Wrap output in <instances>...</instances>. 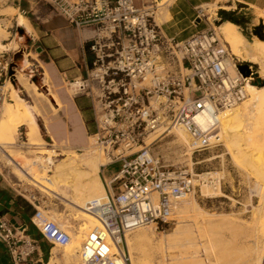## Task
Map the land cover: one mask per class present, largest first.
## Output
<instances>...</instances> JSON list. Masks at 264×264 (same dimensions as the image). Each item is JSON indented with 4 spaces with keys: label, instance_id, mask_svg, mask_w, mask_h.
<instances>
[{
    "label": "built area",
    "instance_id": "built-area-1",
    "mask_svg": "<svg viewBox=\"0 0 264 264\" xmlns=\"http://www.w3.org/2000/svg\"><path fill=\"white\" fill-rule=\"evenodd\" d=\"M47 1L72 27L94 31L90 66L84 76L70 82L74 95L91 100L92 145L106 157L99 165L104 197L88 200L83 209L96 224L82 234L79 264H131L126 233L143 226L163 231L176 221L179 200L203 183L218 192L212 196L226 197L220 189L221 177L209 173L204 180L202 174L168 163L151 147L173 126L187 133L191 151L218 145L220 116L244 99L251 72L242 75L231 58L236 73L228 72L226 47L214 29L218 18L209 21L207 7L195 9L206 27L174 41L160 33L150 4ZM2 87L0 103L6 95ZM160 128L162 132L147 142ZM115 162L118 169L105 176L103 168ZM27 198L33 206L30 223L41 239L50 247L63 248L69 234L44 215L34 194ZM0 242L11 264H40L33 258L37 241L24 225L4 214H0Z\"/></svg>",
    "mask_w": 264,
    "mask_h": 264
},
{
    "label": "rangeland",
    "instance_id": "rangeland-1",
    "mask_svg": "<svg viewBox=\"0 0 264 264\" xmlns=\"http://www.w3.org/2000/svg\"><path fill=\"white\" fill-rule=\"evenodd\" d=\"M169 1L170 0H153L152 4L154 9L151 10H153L152 17L155 16L156 22L159 21ZM14 3L15 0H0V29L4 32L3 34L6 35H4V38L2 37L0 42L9 45L11 48L9 51H0V86L3 85L2 89L6 93L3 102H11V98L9 97L10 92L8 89H5L7 84H11L14 86L17 96L21 99L23 108L27 109L30 113L31 111L28 109V106H35L38 109L37 113L34 115V122L37 125L40 136L41 143L38 146H41L40 148L44 151H40L42 155L35 153L33 156L42 157V161L46 160L48 156L52 159L54 166L63 162L64 159L61 155L63 152L74 153L77 157H82L87 154L85 155L86 157L91 155L93 157H99L102 160L103 158L106 159L104 153L99 152V150L95 149L92 145L94 137L91 136V132L95 131V127L91 116L92 110L89 96H84L82 94L74 95L73 88L70 85L72 79L54 78L51 77L47 71L43 75L40 74V69L36 66L38 65L36 61V51H34V46L31 45L27 37V34L30 32H28L21 23L22 20H27L15 9ZM203 7H207L206 13L209 11V13H207L210 15L209 21L214 17H219L213 14V11L216 9V4L205 5ZM254 15L253 20H251L254 25L251 26L249 30L241 29V27H237V29L248 41H253L254 39L262 41L263 44H253L251 48L253 52L249 53L255 54L257 56H255V58L261 61L257 62V64L262 63L264 65V16L258 10H255ZM248 19L250 18L248 17ZM221 23L220 19H218L217 22L214 23V26H218ZM260 25L261 35L259 38L254 33L253 27ZM223 27L224 25H222L217 32L219 38L225 43L226 62L227 65L230 66V73H235L230 63L231 58L236 65L246 64L248 70L250 66L249 71L251 74H249V84L258 88L264 87V79L259 76L257 65L245 60H240L231 55L227 35L224 33ZM20 38L22 39V43L18 46L17 42H19L18 39ZM261 44L262 46H260ZM23 56L28 62L25 68H23ZM14 70H16L17 73L13 76V81L12 77L9 75L13 73ZM19 74L26 78L27 85L25 87L18 85L15 81L16 77L20 76ZM7 78H9L8 82ZM35 85L38 90L34 87ZM46 87H48L56 97L58 102L57 106L53 105L51 99L47 100V96H38L37 93L46 92ZM245 89L249 94L248 98L238 102L232 109L246 106L251 99V92L247 89V86ZM77 99L81 100V103ZM72 101L75 102L79 110H84L83 122L85 128H81L80 130L77 129L74 123L75 116L77 115L76 119L78 122L79 118L76 110H74L72 106ZM2 105L0 106V121L4 120L7 130H10V133H8L12 135L10 138L8 135H2L0 133V143L2 144H0V181L12 192L20 193L25 197L30 193L35 196L37 194H46V202L42 203L44 208L40 205V209L43 210L47 218L60 225L69 234L71 241L74 239L70 246L75 249V257L72 258L71 254H68L69 251L66 246L63 248H54V252L59 254L60 259L51 260V264H79L77 256L78 250L75 248V245H77L79 249L83 233L81 231L82 223L74 220L76 218L74 217L76 216V210L73 208L71 209V207L68 206V202L64 198H61V196H57L54 193L47 194L42 187L38 186V189L37 187L29 185L32 182L27 178L22 176L19 178V172L9 163L7 154L11 155L13 159L19 163L25 161V157L29 153L28 149L25 147V144H27L26 129L23 126H19L15 129L16 124L13 123H17L18 120H10L4 116ZM7 120H10L11 124L10 121L7 122ZM234 127L236 129L238 128L236 125ZM254 127L255 126H253V128ZM255 130L258 129L255 127ZM237 131L236 133H238ZM157 135L158 134L150 136L147 142ZM219 136L220 142L218 145L201 151H191V148L188 150L185 145L175 141L176 139L172 133L163 136L151 147L154 152L162 155L168 163L187 169L191 173L202 174V177L205 178L209 173L221 177L220 189L226 197L212 196V194L216 192L213 191L212 187L209 186L207 182L203 183L199 185V188H195L193 194L186 196L189 198L179 207L176 221L168 225L163 231L157 229L153 230L152 226H143L134 229L135 231H145L147 235L154 238V243L162 244L163 252H165L163 254L165 259L162 261L157 257L158 255L155 256V253L151 254V258L145 257L146 259L143 264H264V243L262 241L261 244V241H259L262 240V227L264 226V162L263 160L260 162L255 160L257 162L254 164L256 170L252 171L251 167L249 168L247 164H243L245 160H243V158L249 157L250 160L255 159L257 155L254 154V156L251 151L253 149L256 150V147L251 146L253 149L248 148L250 150H244V152L246 151L245 153L242 151L238 153L234 150L235 146H233V149V147L224 144L225 142L223 143L225 139L220 131ZM36 140H38V138H36ZM253 146H255V144ZM85 147L87 148L84 149ZM47 151L49 154H47ZM253 152L255 151L253 150ZM30 154L31 153H29V155ZM247 154L249 155L248 157H246ZM22 158H24L22 161L18 160ZM41 164L43 165L42 174L46 177L47 175L51 176L52 164L48 165L45 162ZM47 167L49 171H47ZM118 167L119 162L109 164L103 168V174L105 176H110ZM98 168L97 177L101 184V167L98 166ZM38 172L39 171H37V173ZM45 181L42 185L47 187V179ZM205 191L209 192L206 194ZM183 211H187V213L183 214ZM256 215H258V219ZM254 218H256V220H254ZM257 220L259 221L258 224H256ZM261 223L263 226H261ZM257 226L261 229H257ZM134 230H132L133 232L130 231L131 233L128 232L126 239L129 238V235L131 236L135 233ZM175 231L182 232L184 235L179 238V240L175 241L172 246L170 238ZM259 236H261V238ZM147 249L145 248V250ZM150 251H154V249ZM128 252L130 254L131 264L136 263L138 259L137 252L133 251V254L130 251ZM179 256L185 258L181 261L178 260V263L176 259L177 257L179 259ZM258 261L260 263H258Z\"/></svg>",
    "mask_w": 264,
    "mask_h": 264
},
{
    "label": "bare ground",
    "instance_id": "bare-ground-1",
    "mask_svg": "<svg viewBox=\"0 0 264 264\" xmlns=\"http://www.w3.org/2000/svg\"><path fill=\"white\" fill-rule=\"evenodd\" d=\"M207 13H209V11ZM154 20H155V18H154ZM21 23H22V26L28 32H31L30 25L28 24L27 21L22 20ZM222 25H224L223 29H224V33L227 35L231 55L240 59V60H243V61L245 60V61H248L250 63L257 65L258 66V74H259V76H261L264 79V65L262 63L257 64V62H259L260 60L255 58V56H256L255 54L249 53V52H253V51H251L253 44H255V43L260 44V43H262V41H260L258 39L257 40L254 39L253 41L246 40V38L238 31L236 25H234L231 22L226 21V22H222L218 26H215V28H214L217 38L222 43H224V42L219 38V35L217 32V30L220 29V27ZM3 33L4 32H2L0 29V40L2 39V37L4 38L5 34H3ZM263 36H264V34H263ZM5 39H6V37H5ZM18 41L19 42H17V45L20 46V44L22 43L21 42L22 39L20 38V39H18ZM262 44L260 46H262ZM10 49L11 48L9 47V45L0 42V51H9ZM26 55H28V54H26ZM226 61H227V59L225 60V64H226L228 72L230 73V70H229L230 66L227 65ZM22 62L24 64L23 68H25L26 64L28 62L26 61V59H24V56H23ZM230 63H231V61H230ZM16 70H14L13 73H11L9 75L10 77H12L13 81H14L13 76L16 75V73H17ZM19 73H21V72H19ZM235 73H236V71H235ZM230 74H232V73H230ZM15 81L17 82L18 85L23 86L26 83V78L23 75H20L19 77H16ZM246 86H247V89L251 92V99L249 100L247 105L244 107H235L234 109L231 108L232 110L228 109L229 111L225 110L224 112H222L220 119H219V130L217 131V133L219 134V131H220L222 136H224V139H225V141H223V143L225 142L224 144L229 145V147L235 146V149H234V147H233V149L235 151H237L238 153H241L240 151L244 152V150H247L248 148L253 149L252 147H256V150L253 149L255 152H253V150L251 151L253 155L254 154L257 155V157L255 159L250 160V158L248 157L249 156L248 154L246 157H248L249 159L242 157L243 160L245 159L244 161H247V162L243 161V164L244 163L247 164L249 166V168L250 167L252 168V171L253 170L255 171L256 167L254 164L257 163L255 160H257L259 162L261 160H263V162H264V87L258 88L254 85L249 84V82H247L244 85V91L246 94V97L244 98V100H246L249 96L247 90L245 89ZM5 89L6 90L8 89L10 92L9 97L11 98V102L6 103V102L2 101L0 103V106L3 104L2 109L4 112V116H6L10 120H16V121L18 120L17 123H13V124H16L15 129H17L19 126L25 127L26 135H27L26 136L27 137V144H25L26 145L25 147H26V149H28V152L31 153L30 155L28 152H27L28 154L26 153L27 155L25 157V161H23L22 163L17 162L16 160L13 159V157L11 155L7 154V157L9 158V163L12 164V166H14L15 169L19 172V176H20L19 178H21V176H22V177L27 178L28 180H30L32 182L29 184L32 187L38 188V186H40L47 192V194H51V193L53 194L54 193L57 196H61V198H64L68 202V206H70L71 209L73 208L74 210H76L75 211L76 216H74L76 218L74 220H77L78 222L82 223L81 224V231H82V233H85L86 231L89 230V228H91L93 225L96 224V221L93 217H91L89 214H87L83 209H84L85 203L88 200L93 199V198L104 197V190H103V188H102V186L98 180L97 172L99 170L98 166L104 164L106 159L103 158V160H102L99 157H93L91 155L86 157L85 155H87V154H85L82 157H77L74 153H64L63 152L62 154L60 153L63 156V159H64L63 162H60L61 164L54 166L52 159L48 156L46 157V160H43V161L41 160L42 157L33 156L35 153L38 155H42L40 153V151H44L42 148H40L41 146L40 147L38 146L41 142H40V136H39L37 125L34 122V118H33L32 114L29 111H27V109L22 107V104H21L22 101L17 96V94L14 90V86L11 84L10 85L7 84ZM7 118H5V119H7ZM199 120H201V118ZM9 121L7 120V122H9ZM10 124H11V121H10ZM235 125L238 128L239 127L240 128L236 129L234 127ZM253 126H255L256 129H258V130H255V127L253 128ZM257 127H260V128H257ZM234 129L236 131L239 130V131H237L238 133H236V131ZM162 130H163L162 128L157 129L154 133L150 134L149 137L156 135V134L159 135L162 132ZM9 131L7 130V128L5 126L4 120L0 121V133L2 135H4V134L8 135L11 138L12 134L10 135ZM169 133H172L174 135V137L176 139L175 141L185 145L188 148V150L190 149L191 140H190L189 136L187 135V133L182 128L173 126V127L168 129L167 134H169ZM8 136H6V137H8ZM149 137H148V139H149ZM36 138H38V140H36ZM254 144H255V146H253ZM227 145H225V146H227ZM226 148H228V147H226ZM250 149H248V150H250ZM47 154H49L48 151H47ZM234 154H237V153H234ZM253 155H250V156H253ZM23 159L24 158H22L21 160L20 159H18V160L22 161ZM235 159L237 160L236 157H235ZM42 162H45L48 165L52 164L53 167L51 169V174H52L51 176L47 175V177H46L42 174L43 173V172H41V171H43L42 170L43 165L41 164ZM17 171H16V173H17ZM37 171H39V172L37 173ZM47 171H49L48 167H47ZM207 175H209V174H207ZM46 179H47V187L45 185H42V183ZM203 179L205 180V177H203ZM212 189L215 192V188H212ZM208 192L205 191L206 194ZM68 195H69V197H68ZM187 198H189V197H183L182 199L179 200L178 208L176 207L177 215H178L179 207L182 204H184V202L187 200ZM259 211H260V209H259ZM182 213L186 214L187 211H183ZM257 216L258 215H256V217ZM213 219H214V217H213ZM257 219H258V217H257ZM209 220H211V219H209ZM254 220H256V218H254ZM72 221H73V219H72ZM212 222H214V221H212ZM258 222L259 221L257 220V223L256 222L255 223L258 224ZM263 224L261 223V226H263ZM58 226L60 228H62L60 225H58ZM258 228H260V227L257 226V229ZM262 228H263L262 238H261V236H259L262 239V240H259V241H261L260 242L261 244H262V241L264 243V226ZM136 231H135V233H133V235H131V236L129 235L128 236L129 238H127V239H126V236L128 235V233H126L125 237H124V241H125V245H126L127 249H129L128 251H130L132 254H133V251L137 252V254H138L137 255L138 259L136 258L137 264H143L145 262V259H146L145 257L151 258V254H155V253H156L155 256L158 255L157 257H159L160 261L165 259V257L163 256V254L165 252H163V247H162L161 243H159V244L154 243V241H153L154 238L147 235L145 233V231H140V230L137 232ZM260 232H261V230H260ZM80 233H79V235H80ZM183 235H184V233H182V232L180 233L179 231H175V233L172 234L171 238H170V241L172 243L171 245L173 246L175 241L179 240V238H181ZM74 238H75V236H74ZM76 238H77V235H76ZM73 240L74 239H72V241ZM72 241L70 240V236H69V242L67 244H65L64 247L66 246L67 250L69 251L68 254H71V257L74 258L75 257V253H74L75 249L72 246H70ZM75 246H76L75 248L78 250L77 245H75ZM145 248L146 249L148 248V249L145 250ZM152 249H154V251H150ZM150 252H152V253H150ZM184 258L185 257H180L178 259V257H177L176 260L181 261ZM136 263H134V264H136ZM155 263H156V261H155ZM178 263H179V261H178ZM258 263H260V262L258 261Z\"/></svg>",
    "mask_w": 264,
    "mask_h": 264
},
{
    "label": "crops",
    "instance_id": "crops-1",
    "mask_svg": "<svg viewBox=\"0 0 264 264\" xmlns=\"http://www.w3.org/2000/svg\"><path fill=\"white\" fill-rule=\"evenodd\" d=\"M133 1L136 5L143 7L150 4L151 8L154 9L153 0ZM211 4H216L215 13L216 16H219L218 19H220L219 11H225L227 16L234 17L241 22L236 27L245 30H249L254 25L251 20L255 16V10L260 11L264 16V0H170L166 4L159 21L155 22L154 18L153 20L164 37L172 38L174 41H182L206 27L205 22L196 17L195 9ZM14 5L18 12L22 11V15L30 25L31 32L27 34V37L31 45L34 46V51H36L38 64L36 66L39 67L40 74L43 75L47 71L51 77L59 79H76L84 76L90 63L89 44L90 38L94 34L92 28L78 29L72 27L52 10L47 0H15ZM26 85L27 83L22 87ZM34 87L37 88L36 85ZM45 91L37 93L38 96H47V100L51 99L53 105L57 106L58 102L54 94L48 87ZM78 101L81 103V100ZM72 106L79 118L78 122L76 115L74 120L77 129L85 128L84 110H79L74 101H72ZM28 108L34 118L38 111L37 107L28 106ZM36 197L43 207L42 203L46 202V194H37ZM32 212L33 206L27 197L12 192L0 181V214H4L15 223L24 225L27 233L38 243V250L33 258L37 259L40 264H51V260L60 259L59 254L55 253L54 248L41 239L37 230L30 224L29 218ZM0 264H11L1 242Z\"/></svg>",
    "mask_w": 264,
    "mask_h": 264
},
{
    "label": "water",
    "instance_id": "water-1",
    "mask_svg": "<svg viewBox=\"0 0 264 264\" xmlns=\"http://www.w3.org/2000/svg\"><path fill=\"white\" fill-rule=\"evenodd\" d=\"M253 31L260 38V35H261V25L260 26H254L253 27ZM236 68H237L238 72H240L244 76H247L249 74V70H248L246 64L236 65Z\"/></svg>",
    "mask_w": 264,
    "mask_h": 264
},
{
    "label": "trees",
    "instance_id": "trees-1",
    "mask_svg": "<svg viewBox=\"0 0 264 264\" xmlns=\"http://www.w3.org/2000/svg\"><path fill=\"white\" fill-rule=\"evenodd\" d=\"M219 14H220V23L223 22V21H229V22H231V23H233L235 25H239L241 23L236 18L231 17V16H227L225 11L220 10ZM89 66H90V63H89Z\"/></svg>",
    "mask_w": 264,
    "mask_h": 264
}]
</instances>
